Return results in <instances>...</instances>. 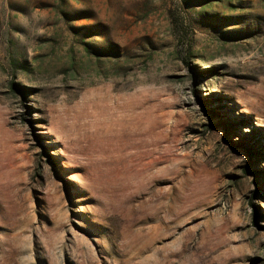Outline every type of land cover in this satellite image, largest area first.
I'll list each match as a JSON object with an SVG mask.
<instances>
[{"label":"rangeland","instance_id":"rangeland-1","mask_svg":"<svg viewBox=\"0 0 264 264\" xmlns=\"http://www.w3.org/2000/svg\"><path fill=\"white\" fill-rule=\"evenodd\" d=\"M0 264H264V0H0Z\"/></svg>","mask_w":264,"mask_h":264}]
</instances>
